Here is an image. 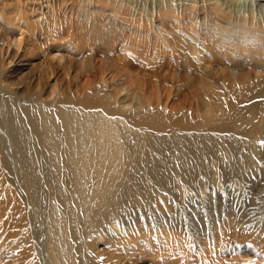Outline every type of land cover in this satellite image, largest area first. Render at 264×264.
I'll list each match as a JSON object with an SVG mask.
<instances>
[{
	"label": "bare ground",
	"instance_id": "obj_1",
	"mask_svg": "<svg viewBox=\"0 0 264 264\" xmlns=\"http://www.w3.org/2000/svg\"><path fill=\"white\" fill-rule=\"evenodd\" d=\"M60 3L0 8V59L46 58L36 84L50 90L39 102L0 85V264H264V75L240 62L253 49L264 74V0H84L88 28L63 22ZM95 5L114 21L88 14ZM208 8L233 32L193 23ZM232 38L221 67L211 41ZM96 41H124L108 59L124 67L153 61L163 96L143 102L128 79L125 108L91 73ZM192 88L208 92L205 122Z\"/></svg>",
	"mask_w": 264,
	"mask_h": 264
},
{
	"label": "rangeland",
	"instance_id": "obj_2",
	"mask_svg": "<svg viewBox=\"0 0 264 264\" xmlns=\"http://www.w3.org/2000/svg\"><path fill=\"white\" fill-rule=\"evenodd\" d=\"M60 1L62 3L57 4L58 5L57 8L59 9L60 19L63 22L66 19H70L71 18L73 24H76L77 26H82L83 25V26H85V28L88 26V22L90 20H89V18H86V17L83 16V12L85 11L83 9L86 8V6L83 5V1L84 0H60ZM75 1H76V3H75ZM0 2H1V0H0ZM12 2H13V5L11 4ZM1 3H3V5ZM1 3H0V8H2V6H3L6 10H7V7L11 8V7H15V6L16 7L20 6L22 9L28 11V13L29 12L33 13V12H36V7H34V4H40V5L42 4L43 5L44 4V0H19V1L18 0H16V1L15 0H13V1L10 0V1H6V2H4L2 0ZM105 7H107V6H105ZM108 8L112 9V7L109 6V7L105 8L104 10L101 9L102 13H100L99 12V7L97 5H95L93 10H89L88 14H90V15H94L95 14L97 16L103 17L104 20H106V21H112L113 22L114 18H116V16L111 11H109ZM211 10L212 9L208 8V9H202V10L198 11L196 13V15H194V18L192 19L193 23L196 22L197 26H199L200 29L201 28L206 29L207 27H214L215 29L218 30V27H220L222 30H225L227 32L232 33L233 30L227 29L226 25L223 24V21L230 22V21H232L233 18L228 16L227 14H222V15L220 13L212 14ZM125 16L128 17V15H125ZM127 17H125V18L128 21V23L123 22V25H125V26L131 25V23H132V21H131L132 19H130V17H129L128 18L129 20H128ZM41 18H43V17H41ZM84 18L86 19V21H85ZM87 19L89 20L88 22H87ZM92 19H94V18H92ZM176 20H177V17H176ZM193 23L189 22L188 24L191 25ZM155 27L159 28L160 30L162 29L160 22H155ZM239 33H242V32H239ZM0 36L1 37L3 36L1 31H0ZM145 36H147L148 40L150 41V43L153 44L154 41L157 40L156 37L158 36V33H155L154 30L153 31L148 30V32L147 31L145 32ZM1 37H0V39H1ZM232 40H233V43L220 41L218 39H214V40L211 41L210 48H211V50L214 51V60L221 67H224L225 61L223 59V56L220 55V52L225 53V51L228 50L227 44H231L235 48H238L239 45L241 44V42L237 41L235 38H232ZM121 44H125L124 41H122L121 43H117L115 46H112L110 51H107V50L105 51V48H104L105 46L104 45L99 44V42H97V41L95 42V47H96L95 51H96V53L94 54L95 58L92 59L93 66H92V69H91L92 71H94V72L91 71L92 74H94V75L97 74V75H95L96 76L95 79L97 80V79H100V78H104V80L107 83L110 81L109 84L111 83L110 85H112V87L108 88L110 90V92H109L110 95L112 94V89L113 88L117 89V98L121 99V101H122L123 105L125 106V108H128V109L130 108V105L128 107V104H130L131 101L129 100V98H126V100H122L123 97L125 96L126 92L121 90L123 88L130 89L129 87H127V85L129 83H127L126 81L128 79L130 80V82L132 81V84L134 83L133 85L137 84V86H140V90L141 91H140V93L138 95H141L143 102H147L148 99L155 100V97L157 95L162 97L163 93L161 91L163 90L162 89L163 85L161 84V77L157 78L154 75V72H153V61H151V62L147 61L146 64L150 65L149 68L138 70V69L131 68L132 66H125L124 67V65L121 62H119V61H117V62L111 61L110 62V60H108L109 57L111 58V53L114 52V51L116 52V53L113 54L115 56L114 59H119L120 58L121 52H120L119 48H120ZM99 46H102L101 49H100ZM45 47H46V45L41 46V48H45ZM114 47H116V48H114ZM102 49H103V51H102ZM118 51H119V53H118ZM215 51H218V52L216 53ZM3 59H4V61L6 60L5 61L6 63L5 62L3 63ZM3 59H0V62H1L0 66H1V64L2 65L5 64L4 67L7 70L3 74L0 73V85L4 86V84L7 83V84H9V86L14 88L17 92H20L18 94L24 95L26 97L29 94L30 95H34V97H38L39 98V102H44V101L49 100V98H50V96H48L50 94L49 87L47 86L45 88V90L43 89V91H39L40 89L37 88V84H36V81L39 80V70L42 68V67L40 68V66L42 65V63L44 64V61L46 60V58H41V57H39L37 55V57L33 59V62H29V61L27 62L28 56H26V55L22 56V54H21V55H17V58H15V60L10 64V66L6 65L7 64V58L4 57ZM17 60H18V62H15ZM40 60H42L41 63H39ZM261 61H263L262 57L260 55L255 54L253 49H251L250 51H245V53H243V55L241 56V59H240V62L242 63V65L244 67H255L256 70L259 71V73H258L259 75L260 74L264 75L263 72H262V68H261L262 66L260 64L256 65L257 62L260 63ZM95 64H97V65H95ZM108 64H110V65H108ZM17 65L20 66V68ZM18 69H20V70H18ZM14 72H16L17 74L14 73ZM103 72H105V73H103ZM229 72H231L230 74H234L235 76L240 75V74H244V73H242L240 71H237V70H232V71H229ZM103 74H105V75H103ZM100 75H102V76H100ZM8 76H9V78H8ZM129 76H130V78H129ZM81 77H82V75H81ZM85 80L86 79H82L81 82H85ZM134 81H136V82H134ZM13 83H14V86H13ZM57 84L60 85L59 81H58ZM36 89H37V91H36ZM185 90L187 91L186 93H189V98L195 97L192 100H190L191 103L194 100L197 102L196 103L194 101L192 103V105L190 104L192 106V112H191L192 118L195 121H197V120L200 121L201 119H203V121L205 122V118H203V115H202L203 111H202L201 105L198 106L197 104H204L205 103L203 98H205L206 94L208 95V92H205L203 90H196L194 88H192L191 90L190 89H185ZM172 91L173 92H172V94L170 96V98H172V99L177 94H180L179 91H177L175 89H172ZM200 91H201V93H200ZM180 92L183 93V94L185 93L182 90ZM256 92H257V90L254 91L253 94H256ZM128 94H130V92H128ZM200 96H201V100L202 101L200 100ZM133 101L134 100H132L133 105H135V103L137 105V101H134V102ZM198 129L200 130L201 128H198ZM246 138L248 139L250 137L247 135ZM231 162H234V161H231ZM203 171H204L203 174H202L203 177L207 178V176H208V178H207L208 180L206 179V181H207V183L209 185H211L212 183H209V182L213 181V173H212V171L211 170L208 171V169H206V167L203 169ZM206 174H209V175H206ZM238 240H239L238 241L239 245L242 247L243 252L247 253V251H249V252L251 251V247H250L248 241H245V240H243L241 238H239ZM246 247H248V248H246ZM3 249H4V247L0 249V259H1V256H2L1 254L3 252ZM109 255L111 256L112 259L116 258L114 251L111 252ZM155 255L156 254L154 253L153 254V264H156L155 262H157V258L155 257Z\"/></svg>",
	"mask_w": 264,
	"mask_h": 264
},
{
	"label": "snow or ice",
	"instance_id": "obj_3",
	"mask_svg": "<svg viewBox=\"0 0 264 264\" xmlns=\"http://www.w3.org/2000/svg\"><path fill=\"white\" fill-rule=\"evenodd\" d=\"M262 146H264V142H262Z\"/></svg>",
	"mask_w": 264,
	"mask_h": 264
}]
</instances>
